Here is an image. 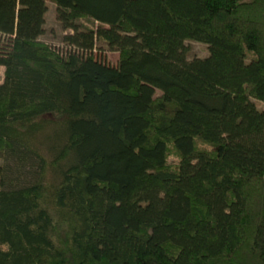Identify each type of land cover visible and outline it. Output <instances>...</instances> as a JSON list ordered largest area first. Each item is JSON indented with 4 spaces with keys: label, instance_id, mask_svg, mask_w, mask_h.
Here are the masks:
<instances>
[{
    "label": "trees",
    "instance_id": "trees-1",
    "mask_svg": "<svg viewBox=\"0 0 264 264\" xmlns=\"http://www.w3.org/2000/svg\"><path fill=\"white\" fill-rule=\"evenodd\" d=\"M0 68V264H264V0H0Z\"/></svg>",
    "mask_w": 264,
    "mask_h": 264
},
{
    "label": "rangeland",
    "instance_id": "rangeland-1",
    "mask_svg": "<svg viewBox=\"0 0 264 264\" xmlns=\"http://www.w3.org/2000/svg\"><path fill=\"white\" fill-rule=\"evenodd\" d=\"M76 24L79 26L87 25L85 21H77ZM70 30H63L60 24L55 19V7L52 3L46 2V12L44 14V24H43V34L38 37V40L45 45L49 46L54 50H64L67 48L65 47L64 43L62 42V37L66 34H71ZM186 49V59L190 60L193 58H204L207 56L206 47L203 44L193 42V41H185L183 43ZM95 52L94 56L99 61L103 62L108 66L114 67L117 63V54L115 52L108 51L107 48L96 42L94 44ZM3 73L4 68H0V83L3 82ZM169 163H173L174 159L169 158Z\"/></svg>",
    "mask_w": 264,
    "mask_h": 264
}]
</instances>
